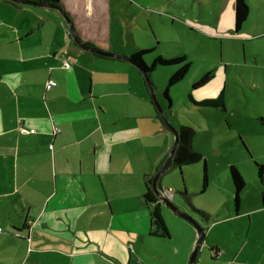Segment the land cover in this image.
Instances as JSON below:
<instances>
[{"label":"crops","instance_id":"1","mask_svg":"<svg viewBox=\"0 0 264 264\" xmlns=\"http://www.w3.org/2000/svg\"><path fill=\"white\" fill-rule=\"evenodd\" d=\"M246 1L248 18L235 32L230 0L232 34L253 41L254 55L232 64L251 69L249 80L258 87L264 84V0ZM61 3L88 43H112L109 2L106 31L93 27L99 13L91 2ZM27 7L43 6L0 0V264H188L195 226L160 199L148 204L144 196L174 133L158 118L142 73L131 62L80 46L62 52L64 44L55 38L35 41L44 21L60 24L62 15L44 8L46 19L39 21L43 15ZM221 64L202 69V75L213 72L205 84L212 97L221 90L226 97L228 62ZM198 89L197 99L208 96ZM243 161L250 172L248 159ZM260 178V183L253 176L244 179L236 206L225 173L207 176L198 197L164 186L160 177V188H173L167 193L173 202L205 228L195 264H264L263 174ZM154 208L168 237L152 233Z\"/></svg>","mask_w":264,"mask_h":264},{"label":"rangeland","instance_id":"2","mask_svg":"<svg viewBox=\"0 0 264 264\" xmlns=\"http://www.w3.org/2000/svg\"><path fill=\"white\" fill-rule=\"evenodd\" d=\"M103 1L105 6L102 5ZM68 2H74L76 6H79L80 2H91L98 10L100 18L93 22V27L98 29L100 25L102 31L107 30V2L110 3L112 43L101 46L99 40H89L91 45L99 49H113L115 53L120 51L119 54H123L130 53L134 48L146 47L150 49L143 55L147 67L158 55L169 58L186 54L188 61L191 62L189 71L180 82L169 88L170 105V101L164 96V90L178 66H158L149 71L154 91L161 105L163 104V109L165 107L164 111H167L166 114L164 113L165 116L177 128L181 124L195 127L194 149L201 152L206 159L207 176L218 177L225 173L229 178V164L234 163L241 170L240 173L245 180L253 176L260 183L261 178L256 163L264 166V118H262L264 84L253 87V82L249 80L251 69L232 64L234 61L243 60L245 55L251 60L254 54L250 48H254L255 43L246 40L247 38L242 34H232L230 0L224 2L221 0H102V2L101 0H68ZM27 8L37 15L40 13L43 15L37 18L39 21L46 19L47 14L43 13L45 12L43 10L48 7ZM60 13L61 25L54 21H44L45 26L38 29L39 36L35 37V41L39 42L38 39L45 36L50 40L55 38L63 42L62 52L65 47L76 49L79 45L69 30H65V25L68 27L69 25L62 12ZM1 29L4 27H0ZM84 30L86 33L90 32L89 27ZM77 35L83 42L88 43L85 37L78 33ZM115 62L117 64L118 61ZM222 62H228L229 73L226 82V109L194 103L189 94L197 99L199 94H196L195 90L198 88L199 93L208 95L206 98L212 97L209 87L205 84L194 89L195 80L202 77L204 73L202 71L207 67L219 69ZM238 71L243 72L247 79H241ZM259 75L262 78V73ZM169 106L170 111L167 109ZM245 158L250 164V172L242 166ZM205 159L180 165L173 161L162 174L163 185H176L178 189L186 193L190 192L191 196L195 194L193 197L201 196L198 191L202 190ZM250 186L249 190L252 189ZM261 186L264 188V183ZM177 195L181 194L177 192ZM182 197L192 208L185 197Z\"/></svg>","mask_w":264,"mask_h":264},{"label":"trees","instance_id":"3","mask_svg":"<svg viewBox=\"0 0 264 264\" xmlns=\"http://www.w3.org/2000/svg\"><path fill=\"white\" fill-rule=\"evenodd\" d=\"M14 1V0H13ZM32 1H45L53 4L60 5L66 14L71 18L70 13L65 10V8L61 5L62 0H32ZM16 2V1H15ZM234 31L238 32L241 30L242 26L246 22L248 15H249V7L246 0H234ZM150 51L148 48H141L137 49L134 53H132L130 56L135 59L137 62L142 64L145 68V70L149 73V71L155 69L158 66H165V65H177L178 67L174 71V73L170 76L168 84L164 90V96L170 100L169 97V88L178 82H180L188 73L190 62L187 60L185 55H179L176 57H164L162 55L156 56L152 61L151 65L147 67L146 62L143 59V55ZM213 72L209 71L202 75L201 78L196 80L193 83V88L196 89L198 87H201L202 85L206 84L212 77ZM190 99L200 105L210 106V107H218L226 109V100L223 90H221L216 96L211 98H203L201 100H195L194 96L192 94H189ZM160 118V116H158ZM161 119V118H160ZM179 131V143L178 147L175 153V156L173 158V161L180 164L185 163H192L194 161H198L201 159H205L204 155L196 151L193 148V138L196 133L195 127L189 124H181L180 127H178ZM259 170V176L261 177L264 171V166L260 163H256ZM205 173L203 176V185L202 189H205L208 185V179H207V172H206V160H205ZM229 173L230 178L232 180L233 184V193H234V204L236 206H239L241 193L245 186V180L240 173V171L237 169L235 165H231L229 167ZM144 196L146 198V201L148 204L156 203L158 201V197L156 193L154 192L152 188V178H148L146 181V191L144 193ZM151 223H152V233L161 237H168L169 232L167 230V227L159 214L157 208H154L151 210Z\"/></svg>","mask_w":264,"mask_h":264},{"label":"water","instance_id":"4","mask_svg":"<svg viewBox=\"0 0 264 264\" xmlns=\"http://www.w3.org/2000/svg\"><path fill=\"white\" fill-rule=\"evenodd\" d=\"M14 1L22 3V4L38 5V6H43V7L55 8V9L59 10L60 12H62V14L64 15V17L66 18V20L68 22L69 32L71 33L72 37L75 39L76 43L80 47H82L85 50H89L91 52H95V53L103 55V56H110V57H114V58L127 60V61L131 62L132 64H134L140 70V72L142 73V75L144 76V78L146 80V83H147L148 89L150 91L152 100H153V102H154V104H155V106L159 112L161 119L163 120L164 124H166L174 133V142H173L172 148L169 152V155L166 158L164 164L156 171V173L152 177V188H153L154 192L156 193L158 199H160L167 206L172 208V210L175 211L177 214H179L183 218L189 220L195 226V228L197 230V241H196V245H195V247L191 253L190 260L188 263V264H195L200 245H201L203 238H204L205 228L198 219H196L194 216H192L188 212L183 211L176 203L173 202L172 196H169L167 194V193H170V194L172 193V190L170 188L163 190L159 186L160 177L170 167L171 163L173 162V158L175 156V153H176V150L178 147V143H179V131H178V128L175 125H173L172 123H170V121L165 116L164 109H163V107H162V105H161V103L157 97L156 92L154 91V86H153V84L149 78V73L145 70V68L142 64L137 62L131 56H127V55L119 54V53H115V52H110V51H104V50L99 49V48H97V47H95L89 43L83 42L78 37L71 18L66 14V12L64 11V9L61 6H59L57 4L45 2V1H32V0H14Z\"/></svg>","mask_w":264,"mask_h":264},{"label":"built area","instance_id":"5","mask_svg":"<svg viewBox=\"0 0 264 264\" xmlns=\"http://www.w3.org/2000/svg\"><path fill=\"white\" fill-rule=\"evenodd\" d=\"M65 66L66 67H70V62L69 61H67V60H65ZM49 84H51V85H55L56 84V81H54V80H50L49 81ZM23 131H26V129H23Z\"/></svg>","mask_w":264,"mask_h":264}]
</instances>
